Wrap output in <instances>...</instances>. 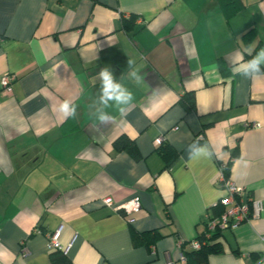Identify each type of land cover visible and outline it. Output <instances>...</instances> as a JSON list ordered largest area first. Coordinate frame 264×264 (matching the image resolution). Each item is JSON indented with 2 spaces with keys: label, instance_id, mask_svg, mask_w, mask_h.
I'll return each mask as SVG.
<instances>
[{
  "label": "crops",
  "instance_id": "obj_1",
  "mask_svg": "<svg viewBox=\"0 0 264 264\" xmlns=\"http://www.w3.org/2000/svg\"><path fill=\"white\" fill-rule=\"evenodd\" d=\"M257 47L264 0H241L230 17L219 0H0V80L16 74L10 88L0 85V264H53L57 229L67 264H187L182 244L208 228L229 161L260 210L223 229L224 252L208 262L264 264V75L233 71ZM104 67L134 96L123 114L108 109V124L92 107ZM185 92L196 110L179 101ZM65 100L75 118L59 110ZM121 135L139 159L114 147ZM158 137L180 152L169 167ZM194 142L212 157L189 159ZM134 196L138 211L118 208ZM134 231L160 236L135 245Z\"/></svg>",
  "mask_w": 264,
  "mask_h": 264
},
{
  "label": "trees",
  "instance_id": "obj_2",
  "mask_svg": "<svg viewBox=\"0 0 264 264\" xmlns=\"http://www.w3.org/2000/svg\"><path fill=\"white\" fill-rule=\"evenodd\" d=\"M221 7L225 14L230 17L234 15L241 9V0H219ZM133 18H136L135 15H132L129 20L124 19V22L132 21ZM255 29L247 32V36H254ZM258 47L254 50L253 53L248 54V59H251L252 56L256 54ZM219 66L221 70L225 71L227 69V65L224 61H219ZM181 104H183L187 110H196V99L194 92H185L180 100ZM114 147L119 151L128 152L133 158L139 159L141 157V153L137 148L136 143L130 139L128 136L121 135L114 141ZM157 152L161 155L164 160V166L169 167L173 164V162L179 157V150H177L171 143L162 141L156 148ZM233 155H238V149L235 150ZM232 161L227 163V168L225 170L226 174L230 176ZM224 211V207L219 203L215 206L211 217H217ZM144 234L134 231L133 232V243L138 245L140 243H146L147 245L152 244L157 238H159L160 234L157 231L153 232L152 239L146 241L144 239ZM222 230L220 228H215L213 230H209L208 228L205 232L201 233L197 237V241L200 243L198 248H194L192 246V242L189 249H186L187 243L184 242L182 244L184 260L187 264H209L208 258L211 254H219L224 252V245L221 241ZM51 260L53 264H67L69 263V258L65 254L63 250L54 249L51 251Z\"/></svg>",
  "mask_w": 264,
  "mask_h": 264
},
{
  "label": "clouds",
  "instance_id": "obj_3",
  "mask_svg": "<svg viewBox=\"0 0 264 264\" xmlns=\"http://www.w3.org/2000/svg\"><path fill=\"white\" fill-rule=\"evenodd\" d=\"M246 51L251 54L250 49ZM128 61V65H131ZM233 71L245 77H255L264 75V49L256 52L251 59L244 63H236ZM131 78L139 82L141 77L138 75V70L130 72ZM96 79L99 81L100 90L97 100L93 104V116L101 124H108L115 120V117L108 109L115 108L120 114H123L125 107L129 105L133 99V93L125 87L113 74L108 67L102 68L97 74ZM59 110L66 118H75L77 114V105L71 101L65 100L60 104ZM189 159L211 158L213 151L207 145H200L194 142L188 148Z\"/></svg>",
  "mask_w": 264,
  "mask_h": 264
},
{
  "label": "built area",
  "instance_id": "obj_4",
  "mask_svg": "<svg viewBox=\"0 0 264 264\" xmlns=\"http://www.w3.org/2000/svg\"><path fill=\"white\" fill-rule=\"evenodd\" d=\"M16 80V74L7 73L1 77L0 85L4 88H10L12 83ZM259 122H254V127H259ZM199 138L203 139L204 135L199 134ZM163 137L155 139L156 144H160ZM227 163H221L218 172V183L226 190V194L219 199V204L224 207V211L217 217L209 216L207 223L208 229L213 230L220 228L221 230L232 227L238 223L248 221L253 216H257L260 210L259 200L254 199L249 190L242 185L237 184L225 172ZM104 203L112 205L111 198H104ZM118 208L123 209L127 214H132L141 208V200L139 196H134L126 202L120 204ZM60 229L55 230L49 234V246L51 250L59 249L66 251L60 242ZM194 248H198L200 243L197 240L192 242ZM184 259V255L181 256Z\"/></svg>",
  "mask_w": 264,
  "mask_h": 264
}]
</instances>
